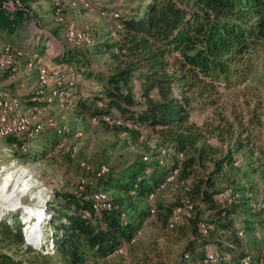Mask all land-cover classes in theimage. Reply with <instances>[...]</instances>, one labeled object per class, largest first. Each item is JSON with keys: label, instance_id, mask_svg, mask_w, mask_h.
<instances>
[{"label": "rangeland", "instance_id": "374dc122", "mask_svg": "<svg viewBox=\"0 0 264 264\" xmlns=\"http://www.w3.org/2000/svg\"><path fill=\"white\" fill-rule=\"evenodd\" d=\"M87 1H94V5L86 8L84 3ZM149 1L154 0H1L5 6L24 9L29 16H25V22L12 33L0 30V64L8 59L7 55L15 56L13 67H0V91L17 96L24 102L34 97L48 96V90L40 84V74L35 63L41 58L50 66L64 65L53 59L60 51L58 43L75 50V56L70 61L72 63H67L64 67L70 68L69 65H74L85 68L83 72L78 71L80 75L77 86L78 90L81 75L84 76L86 83L83 88L80 87V93H84L85 97L80 98L86 99L85 106H78V102L74 105L78 97L74 104L64 108L56 104H44L42 99L40 103L37 99L35 106L41 109L38 120L43 129L27 153L21 147L23 140L0 138V183L8 174L17 172L5 195L0 192V204H15L17 198L11 194L20 182L23 170H31L34 179L39 182L40 188L32 189L43 192L38 197L28 192L19 198L20 207L13 209L12 206L4 212L0 210V218L19 215L25 225L26 244L34 246L38 243L39 247V243L42 245L46 242L52 218L47 203L53 200L52 204H57L62 193H71L89 201L91 207L94 202L102 209L119 211L120 209H115L112 205L113 197L122 193L112 186L98 185L96 188L97 180L101 176L111 170L107 179H116L136 165L157 162L159 165L171 166L174 159L180 162L184 158L182 153L177 154L162 141L158 130L147 127L136 129L130 124H117L115 120L121 121V118L117 119L118 116H112L113 121L108 123L101 120V117L97 118V122L92 119V110L104 104L95 97V93L104 85V76L123 66L126 61L124 57H115L118 51L110 47L120 39L118 30H121L111 16L113 13L120 15L124 8L138 13ZM102 12H106L107 16ZM69 29L78 33L91 31L90 44L85 45L83 42L79 48L69 45L65 38ZM41 33L47 35L51 43L47 48L50 52L46 50L40 55L38 53L43 52L42 46L36 51L29 39L33 40L34 36L37 38L39 35L43 39L44 35ZM19 50H24L21 55H18ZM30 51L38 52L37 56L30 55ZM112 112L115 110L112 109ZM191 121L203 133L196 147L206 146L210 160L197 163L187 180L177 178L178 170L174 181L157 190L153 199L147 197L148 210L152 215H147L139 223V230L131 242L124 241L120 250L105 258H95L90 254L82 264L181 262L183 248L191 237L193 228L192 220L189 219L193 206L183 207V204H187L183 201L184 187L193 180L205 178L208 169L212 167V159L224 155H232L233 161L226 162L215 179L218 187L249 200V207L256 215L248 214L247 220L241 219L242 216L237 217V225L254 230L251 234L241 231L240 236L249 241L253 262H264V211L259 210L257 204L264 201V39L254 54L253 70L248 80L236 88L219 90L215 93V104L196 110ZM67 130L70 131L69 135H66ZM241 137H250V143L239 150L235 138ZM63 140H66L64 147L58 148L62 146ZM187 153L197 155L193 148H189ZM98 194L103 195L100 201L95 198ZM145 204L142 202V207ZM155 204L162 207L157 206L156 209ZM181 206L183 208L179 209ZM24 207L39 209L41 212L39 221L32 220V225L37 224L39 228L36 234L29 230L31 240L26 234L29 224L23 218ZM168 207L176 211L171 227L169 220L173 213ZM124 215L122 212L121 216ZM203 222L206 224V221ZM202 228L204 229L203 225ZM2 247L7 250V247ZM206 249L208 254L226 252L215 243L208 244ZM8 251L20 253L19 249L13 247Z\"/></svg>", "mask_w": 264, "mask_h": 264}, {"label": "trees", "instance_id": "16d2710c", "mask_svg": "<svg viewBox=\"0 0 264 264\" xmlns=\"http://www.w3.org/2000/svg\"><path fill=\"white\" fill-rule=\"evenodd\" d=\"M126 9L120 14V39L110 45L118 51L114 56L126 61L104 76V85L95 93L97 101L104 104L91 114L118 116L136 129L158 130L162 141L184 158L180 162L174 159L171 166L157 162L136 165L116 179H107L111 170L101 176L96 188L112 186L122 193L113 197L112 205L119 211L95 212L94 202L91 207L89 201L62 193L57 204L53 205V200L47 203L51 229L39 247L38 243L26 244L25 225L18 214L0 218V264H82L90 254L105 258L120 250L124 241L131 242L139 223L152 215L147 197L160 190L171 173L179 170L177 178L187 180L197 163L210 160L206 146L196 147L203 133L191 116L198 109L213 106L219 90L236 88L248 80L254 54L264 39V0H154L138 13ZM25 16L29 14L24 9L5 6L0 0V30L12 33L25 22ZM41 34L43 39L40 35L29 39L36 51L42 46L43 52H37L40 55L51 43ZM59 50L53 59L72 63L74 53ZM84 100L79 98L74 105L78 102L83 107ZM235 142L242 150L249 146L250 137L235 138ZM189 148L197 155H188ZM232 161V155L212 159L206 177L184 187L183 201L187 204H178L193 206L189 216L193 228L178 264H211L206 249L210 243L232 255L230 261L216 264H242L252 256L240 234L254 230L237 225V217L255 214L249 200L244 196L231 204L220 200L225 190L215 179L224 164ZM168 208L173 213L171 227L176 211ZM12 247L20 253L8 251Z\"/></svg>", "mask_w": 264, "mask_h": 264}, {"label": "bare ground", "instance_id": "6f19581e", "mask_svg": "<svg viewBox=\"0 0 264 264\" xmlns=\"http://www.w3.org/2000/svg\"><path fill=\"white\" fill-rule=\"evenodd\" d=\"M84 4L86 8H91L94 5V1H87ZM102 13L103 15H106V12H102ZM111 17H112V20L118 23L117 28L122 29L120 15L113 13ZM65 38L69 45L71 44L73 47H77V48H79L83 44V42L85 43V45H89L92 39L91 31L89 30H86L82 33H78L71 29H69L66 32ZM49 48L51 49V46ZM23 51L24 50H19L18 55H21ZM48 52H50L49 49H48ZM7 57L8 59L3 64H0V67L9 68V67L14 66L15 56L7 55ZM41 61H42L41 58L38 59L37 62L35 63V66L38 69L39 74H40V78H39L40 84L42 83V86L44 87V89L48 90V96L34 97V98H31L28 102H24L17 96H14L4 91H0V119H1L0 138L11 139V140L12 139L23 140L24 142L21 141V147H22L23 152L25 153L30 151L32 142L37 139V137L41 133V129H43V125H41L40 121L38 120L40 117L41 109L35 106L36 105L35 102L37 101V99L39 100L40 103L42 99L44 100V104H47V105L56 104L57 106L64 108V107L74 104L77 97L78 98L85 97L84 93H82L81 96L76 95L74 97V100L70 102V104H66L67 95H73V90L77 89V86H78V77L80 74L78 72L79 70L77 67H75L74 65H69L71 67L68 68V71L71 74H68L66 76V80L58 81L57 83L53 84L52 81H48L46 77L44 76L41 77L42 75V69H41V64H40ZM77 93H80V91L78 92L77 90ZM99 117H101L100 119L107 123L113 121L112 116H99ZM97 118L98 117L96 116L95 122H97ZM117 119H120V118H117ZM115 123L124 124V125L127 124L123 122L122 120L121 121L117 120L115 121ZM69 134H70V131L67 130L66 135H69ZM64 142H66V140H63V143L61 144L62 146H58V148L64 147L65 145ZM16 175H17V172L16 174H13V173L8 174L6 178L4 179V181L0 183V192L2 191V195H5V191L9 187L10 183L14 180V177ZM176 175H177V172L171 173V175L161 185L160 189L165 188L167 183L174 181ZM19 180L20 182L17 183L19 186H17L16 184L11 194L12 197L17 198V200L15 201V204L11 205L9 204L10 202H5L4 204H0L1 206L0 210L2 212H4V210H8V208L12 206H13L12 207L13 209L20 207L18 206L19 198H21L23 195L27 194L28 192L33 193V195H36L35 197H38L39 195L43 193L42 190L36 191L32 189L33 187L39 189L40 186H39V182L34 179L33 173L31 170H28V169L23 170L20 174ZM20 184L22 185V187ZM154 195L155 194H151L150 198L153 199ZM240 197L235 192H231L227 190V191H224L220 195V200L231 204L234 202L236 203L240 199ZM95 198L98 201H100L103 198V195L98 194L95 196ZM257 204H258V209L264 211V201L261 203H257ZM23 209L25 212V217H23L24 221L27 222V224H29L26 234H27L28 239L31 240V234L29 230H32V233L36 234V230H38L39 228L37 224L32 225V220L35 219L39 221L41 212L39 211V209H35L32 207H24ZM101 210H102L101 206L95 203L94 211L99 212ZM218 252L208 254L207 258H208L209 263L216 264L220 262L221 263L228 262L231 260L232 258L231 254L226 253V252H221V251L219 253ZM251 263H253L252 256H249L242 261V264H251ZM254 263L264 264V262L262 261H255Z\"/></svg>", "mask_w": 264, "mask_h": 264}, {"label": "built area", "instance_id": "2783aa9c", "mask_svg": "<svg viewBox=\"0 0 264 264\" xmlns=\"http://www.w3.org/2000/svg\"><path fill=\"white\" fill-rule=\"evenodd\" d=\"M41 69H42V76L46 77L48 81H52L53 84L57 83L58 81H65L66 76L68 74H71L68 71V67H55V66H50L46 64L44 61H41ZM82 93H77V89L73 90V95H67V102L66 104H70L74 100V97L76 95H80ZM96 115L97 114H92V119L96 121ZM1 121V119H0ZM117 121V120H115ZM87 187V186H84ZM250 261V260H249Z\"/></svg>", "mask_w": 264, "mask_h": 264}, {"label": "crops", "instance_id": "0c3cea01", "mask_svg": "<svg viewBox=\"0 0 264 264\" xmlns=\"http://www.w3.org/2000/svg\"><path fill=\"white\" fill-rule=\"evenodd\" d=\"M66 43V42H65ZM27 46V45H26ZM58 47L60 48V49H66V50H70V51H72V53H74L75 52V50H73V49H71L69 46H67V45H63V44H59L58 43ZM30 55H33V57L34 56H37V52H31L30 51ZM43 56V55H42ZM75 56V55H74ZM47 59V58H46ZM45 59V60H46ZM49 59H50V57H49ZM51 60V59H50ZM45 62V61H44ZM71 64V63H70ZM63 66H65V64L64 65H62V66H55V67H63ZM25 80V79H24ZM20 82H22V79L20 80ZM24 82V81H23ZM104 82H105V80H104ZM85 83H86V80L84 79V76H82L81 75V83H80V86L78 87V92L80 91V87L81 88H83V85H85ZM22 84H24V83H22ZM249 216V215H248ZM247 215L246 216H242L241 217V219H244V220H247ZM245 243H246V246L248 247V249H250V250H252L251 248H250V246H249V241L247 240V239H244L243 240ZM252 252V251H251Z\"/></svg>", "mask_w": 264, "mask_h": 264}]
</instances>
